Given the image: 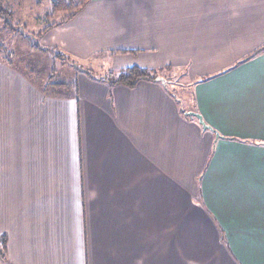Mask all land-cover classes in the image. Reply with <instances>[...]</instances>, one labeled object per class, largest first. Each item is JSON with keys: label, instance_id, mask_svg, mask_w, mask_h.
Returning a JSON list of instances; mask_svg holds the SVG:
<instances>
[{"label": "crops", "instance_id": "obj_1", "mask_svg": "<svg viewBox=\"0 0 264 264\" xmlns=\"http://www.w3.org/2000/svg\"><path fill=\"white\" fill-rule=\"evenodd\" d=\"M41 38L98 52L99 79L157 76L109 87L70 65L57 88L0 60L7 262L264 264V0H91Z\"/></svg>", "mask_w": 264, "mask_h": 264}, {"label": "rangeland", "instance_id": "obj_2", "mask_svg": "<svg viewBox=\"0 0 264 264\" xmlns=\"http://www.w3.org/2000/svg\"><path fill=\"white\" fill-rule=\"evenodd\" d=\"M2 1L4 8H6L9 11L10 17L8 18L9 21L0 18V60H4V58L6 57L7 59L11 60L15 66L23 68L27 72L29 71V69L36 70V68H38L40 72V79L42 80L46 79L49 76H52V78L56 81L58 80L65 81L64 75H67L68 77L67 82H70V80L74 81V79L72 77L70 78L69 76V74L72 71L71 66L69 64L62 63L61 61L56 60L51 53L37 52L38 50L34 49L33 46H30V42L32 44V41L19 32L21 29H24L23 31H25L28 34H31V32L33 31L34 34L32 35H37L40 32V28L42 26L41 15L50 12L51 0H2ZM30 1H34L35 3L40 4V7L36 9L35 12L32 13H30L31 12L30 6L28 5V2ZM23 15L25 16L38 15V16L36 17V20L30 19L28 21V19L25 18V16L22 17ZM21 18L22 20L25 18L28 22L26 24H18V20ZM57 21L60 22V19H57ZM33 25H35V27H33ZM37 31L39 32L37 33ZM22 36L24 38H22ZM41 39L42 38H40V40ZM42 48H50V47H42ZM56 49L62 52L61 49L59 48ZM97 53L98 52L89 55L91 56L90 59H92L90 63H88V60L82 58H76V59L74 58V59L83 68L93 69L96 73L95 75L103 74L104 70L98 69V66H95L93 64L98 59L95 58ZM30 62L32 64H30ZM72 74H74V70ZM176 78L178 79L179 77L176 76L175 79ZM183 80H184L183 76H181L178 79V81L168 80V85H170L174 90V92L179 95L180 103L182 104V106H184V108L186 109H189L191 108L190 100L184 95H182L180 86H178L177 84L178 82L183 84L182 82ZM39 83H41V81ZM184 83H188V82L184 81ZM0 126H4V111L0 112ZM0 136H4V132L0 133ZM1 179L2 178L0 177V180Z\"/></svg>", "mask_w": 264, "mask_h": 264}, {"label": "trees", "instance_id": "obj_3", "mask_svg": "<svg viewBox=\"0 0 264 264\" xmlns=\"http://www.w3.org/2000/svg\"><path fill=\"white\" fill-rule=\"evenodd\" d=\"M90 0H51L50 6L51 10L50 12L45 16L43 22H45V26L43 29L37 34L32 35L28 34L24 29H21L19 32H21L23 35H25L27 38H29L32 41V46L34 49L38 50L41 53H51L52 56L62 63H66L72 66L73 69L77 70L78 72L84 73L86 76H88L91 79H99L96 77L95 73L88 69L83 68L81 65L77 63V61L60 52V50H57L56 48H42L39 45L40 38L47 33L49 30L65 24L72 20L80 11H82L86 5L89 3ZM4 17V18H3ZM10 13L9 11L4 8L3 1L0 0V18L6 19L9 21ZM57 19H60V22L57 21ZM51 21V22H50ZM258 51H264V47L255 50L251 56L248 58H251L253 55L257 54ZM242 62L236 63L234 67L238 66ZM74 70L73 78L75 79V75L77 71ZM157 76L156 71L153 70H145V69H137V68H127L124 70H120L117 72L111 71L108 73L107 76L102 77L99 79V81H102L106 83L109 87L114 86H128L132 87L135 85V83L139 80H155ZM210 79V77H204L201 78L199 81H206ZM65 81L58 80L56 84H54L57 88L63 87ZM73 85L75 86V80L73 81ZM194 112H197L195 109ZM210 131L214 132L215 135L217 133L210 128ZM219 135V134H218ZM219 138H222V136H219ZM228 140H231V138H225ZM5 250H6V238L4 236L0 237V264H9L5 258Z\"/></svg>", "mask_w": 264, "mask_h": 264}, {"label": "water", "instance_id": "obj_4", "mask_svg": "<svg viewBox=\"0 0 264 264\" xmlns=\"http://www.w3.org/2000/svg\"><path fill=\"white\" fill-rule=\"evenodd\" d=\"M187 116H190V117H193V118H196L198 123L201 125V127L204 129V130H210V127H208L202 120L201 116L197 113V112H188L186 113ZM218 136V135H216Z\"/></svg>", "mask_w": 264, "mask_h": 264}]
</instances>
